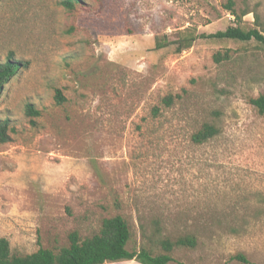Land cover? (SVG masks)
<instances>
[{
	"label": "rangeland",
	"instance_id": "374dc122",
	"mask_svg": "<svg viewBox=\"0 0 264 264\" xmlns=\"http://www.w3.org/2000/svg\"><path fill=\"white\" fill-rule=\"evenodd\" d=\"M0 0V62L22 61L0 92V237L12 254L57 250L119 214L129 247L194 233L168 264H264V49L197 38L177 51L154 38L234 24L227 0ZM244 28L264 32V0H233ZM254 12L258 21L254 19ZM230 59L214 62L216 51ZM59 91L62 100L55 98ZM176 95L169 107L161 103ZM27 105L38 110L26 113ZM158 106L159 113L151 109ZM220 132L190 140L202 123ZM134 260L104 264H136Z\"/></svg>",
	"mask_w": 264,
	"mask_h": 264
},
{
	"label": "trees",
	"instance_id": "16d2710c",
	"mask_svg": "<svg viewBox=\"0 0 264 264\" xmlns=\"http://www.w3.org/2000/svg\"><path fill=\"white\" fill-rule=\"evenodd\" d=\"M75 0H63L61 4L71 9ZM224 8L234 16V24L227 26L224 30H219L210 34L193 33L188 30L182 31L180 36L174 41H168L166 38L156 36L154 38L155 49H160L168 44L176 43L177 51L189 48L197 38H217L232 39L241 42L254 40L264 49V32L256 27L244 28L241 25L242 16L248 13V10L236 12L234 1L227 0ZM254 19L258 21V15L254 12ZM230 50L223 52L216 51L212 58L214 62L221 63L230 59ZM25 65L22 61L14 58L12 52L8 53L6 59L0 62V92L3 86L14 76L16 71ZM176 95L167 94L161 99L164 107L173 104ZM57 100H62L60 92L55 94ZM251 103L259 114L264 113V93L256 97L249 98ZM26 113L37 116L38 110L27 105ZM153 116L159 113L158 106L151 109ZM8 119L0 120V143L7 142L10 138ZM220 132L218 126L213 122H204L201 126L191 133L190 140L194 144H202L213 138ZM152 230L146 234L143 222L140 223L141 233L144 237L145 245L129 247L131 230L127 220L119 215L105 217L101 220L97 232L81 238L78 231L73 230L68 234V244L61 246L57 250L46 247H39L34 252L28 254H12L7 238L0 237V264H104L107 262H119L134 260L140 264H168L173 260L171 251L174 248H193L197 243L194 233H184L174 236L159 234L160 221L154 219L151 222ZM235 258L244 263L251 264L242 254L234 255Z\"/></svg>",
	"mask_w": 264,
	"mask_h": 264
},
{
	"label": "crops",
	"instance_id": "0c3cea01",
	"mask_svg": "<svg viewBox=\"0 0 264 264\" xmlns=\"http://www.w3.org/2000/svg\"><path fill=\"white\" fill-rule=\"evenodd\" d=\"M136 264H140V263H136Z\"/></svg>",
	"mask_w": 264,
	"mask_h": 264
}]
</instances>
